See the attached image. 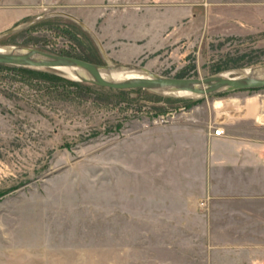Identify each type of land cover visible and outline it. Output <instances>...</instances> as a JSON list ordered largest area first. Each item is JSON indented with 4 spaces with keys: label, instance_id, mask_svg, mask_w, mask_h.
Wrapping results in <instances>:
<instances>
[{
    "label": "rangeland",
    "instance_id": "obj_1",
    "mask_svg": "<svg viewBox=\"0 0 264 264\" xmlns=\"http://www.w3.org/2000/svg\"><path fill=\"white\" fill-rule=\"evenodd\" d=\"M184 1L176 0L177 8ZM195 1L210 4L194 18L161 8L159 25L151 32L143 23L152 17V0H62L39 12L76 16L107 58L162 75L204 77L227 71L234 76L264 63V9L235 14L222 0ZM110 5L128 11L106 15ZM135 10L140 13L134 16ZM117 18L139 23L120 26ZM81 28L92 40L82 31L72 39L60 30L39 28L9 43L80 57L95 52L103 64L96 41ZM50 91L43 82L0 69V264H183V255L162 245L168 243L162 235L155 251L141 248V237L151 228L114 207L112 189L132 176L122 174L121 165L112 168L110 158L121 161L123 139L144 121L169 120L196 107L197 119L211 123L215 116L233 115L232 103L263 94L264 88L196 99L138 91L128 94L129 101L73 87L67 99Z\"/></svg>",
    "mask_w": 264,
    "mask_h": 264
},
{
    "label": "crops",
    "instance_id": "obj_2",
    "mask_svg": "<svg viewBox=\"0 0 264 264\" xmlns=\"http://www.w3.org/2000/svg\"><path fill=\"white\" fill-rule=\"evenodd\" d=\"M60 1L0 0V33ZM175 1L152 0V17L143 26L151 32L159 25L161 8L194 18L210 4L185 0L177 8ZM221 3L235 14L264 9V0ZM105 8L106 15L128 11ZM139 13L133 11L134 16ZM117 20L120 26L139 23L135 18ZM144 35L135 34L139 39ZM241 100L232 103L233 115L214 117L223 135H212L210 123L198 120L193 107L164 122L144 121L123 139L121 161L110 158L112 168L121 165V173L132 176L112 189L114 207L151 228L141 237V248L155 251L162 235L168 239L162 245L183 255V264H264V95Z\"/></svg>",
    "mask_w": 264,
    "mask_h": 264
},
{
    "label": "water",
    "instance_id": "obj_3",
    "mask_svg": "<svg viewBox=\"0 0 264 264\" xmlns=\"http://www.w3.org/2000/svg\"><path fill=\"white\" fill-rule=\"evenodd\" d=\"M53 15L68 17L85 28L96 41L104 58V63H94L74 56L46 52L27 46L7 45L0 46V64L49 68L62 71L66 74L70 73L68 71L71 69L79 68L91 73L96 80L85 79L77 81L90 82L114 89L143 88L154 93L179 98L184 97L177 96L176 93L189 89L192 91L194 97L188 99L264 88V63L247 70L239 71V75L234 76H229L230 73L224 71L204 77H172L159 74L137 63L112 61L106 57L102 45L84 22L76 16L62 11L47 12L26 22L16 24L8 30L1 32L0 38ZM131 71H136L142 79H133L127 76L126 73Z\"/></svg>",
    "mask_w": 264,
    "mask_h": 264
},
{
    "label": "trees",
    "instance_id": "obj_4",
    "mask_svg": "<svg viewBox=\"0 0 264 264\" xmlns=\"http://www.w3.org/2000/svg\"><path fill=\"white\" fill-rule=\"evenodd\" d=\"M30 19V18H28ZM27 20V19H26ZM39 28L44 29H57L60 30L62 34H67L72 39H77V33L82 31V34L86 39L92 40L86 32L81 28L79 24H77L72 19L62 16V15H53L46 18H43L31 25H29L26 28H23L17 32H13L11 34H8L6 36H3L0 38V44L2 45H19V46H27L26 43L18 44L15 42H10L9 39H14L17 36H22L23 34H27L31 31H35ZM8 39V41H7ZM44 50V49H41ZM96 50V47H95ZM46 51V50H44ZM59 54L63 55H69L74 56L77 58L85 59L88 61L96 62L99 61L95 60L96 54L95 52H92V54H84V57H80L75 52L71 51H59ZM0 69H9V70H15L17 71L20 76L26 80H33L35 82H43L47 84L49 87L52 88L53 91H50L54 95H61L65 99L69 98V92L68 89L71 87L80 90H85L91 93H95L101 96L106 97V99L117 97L119 101H129L131 98H129L128 94L132 92H138V91H146L148 93H153L147 89L143 88H130V89H114L110 87L100 86L96 85L90 82H84V81H77L73 79H68L65 76L57 73L56 70L49 69V68H34V67H22V66H15V65H6V64H0ZM72 92V91H71ZM154 94V93H153Z\"/></svg>",
    "mask_w": 264,
    "mask_h": 264
},
{
    "label": "bare ground",
    "instance_id": "obj_5",
    "mask_svg": "<svg viewBox=\"0 0 264 264\" xmlns=\"http://www.w3.org/2000/svg\"><path fill=\"white\" fill-rule=\"evenodd\" d=\"M68 72H70V73H67L68 76L76 80H85V79L96 80L95 77L91 73L84 71L82 69H79V68L71 69ZM126 75L133 79H142V77L136 71L128 72L126 73ZM176 95L184 97V98L194 97L192 91L189 89L180 91L179 93H176Z\"/></svg>",
    "mask_w": 264,
    "mask_h": 264
},
{
    "label": "built area",
    "instance_id": "obj_6",
    "mask_svg": "<svg viewBox=\"0 0 264 264\" xmlns=\"http://www.w3.org/2000/svg\"><path fill=\"white\" fill-rule=\"evenodd\" d=\"M262 95H264V93L263 94H259V93L258 94H253V95H250V96L246 95V96L242 97V99L244 101H246V102H250V101H252V99L254 97L260 98V96H262ZM160 120H161V122H164V121H167L168 119L161 118ZM209 127L212 129L211 130V134L212 135L218 136V135L225 134L224 128H223L222 124H220V123L212 122V123L209 124Z\"/></svg>",
    "mask_w": 264,
    "mask_h": 264
}]
</instances>
